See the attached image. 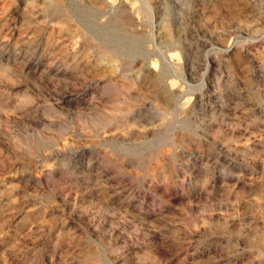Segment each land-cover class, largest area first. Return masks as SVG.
<instances>
[{
    "label": "rangeland",
    "instance_id": "rangeland-1",
    "mask_svg": "<svg viewBox=\"0 0 264 264\" xmlns=\"http://www.w3.org/2000/svg\"><path fill=\"white\" fill-rule=\"evenodd\" d=\"M0 264H264V0H0Z\"/></svg>",
    "mask_w": 264,
    "mask_h": 264
},
{
    "label": "bare ground",
    "instance_id": "bare-ground-1",
    "mask_svg": "<svg viewBox=\"0 0 264 264\" xmlns=\"http://www.w3.org/2000/svg\"><path fill=\"white\" fill-rule=\"evenodd\" d=\"M234 23V22H233ZM164 88V87H163ZM162 88L163 90V95L165 96L164 98L167 99V101L171 98V93H169V91H165L164 89ZM177 92V91H176Z\"/></svg>",
    "mask_w": 264,
    "mask_h": 264
}]
</instances>
